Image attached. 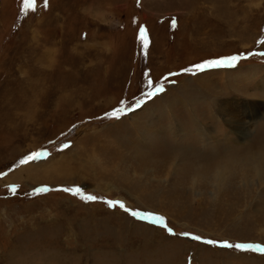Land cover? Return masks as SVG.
Returning <instances> with one entry per match:
<instances>
[{
	"label": "rangeland",
	"instance_id": "374dc122",
	"mask_svg": "<svg viewBox=\"0 0 264 264\" xmlns=\"http://www.w3.org/2000/svg\"><path fill=\"white\" fill-rule=\"evenodd\" d=\"M23 2L0 0V264H264L190 238L264 246V0Z\"/></svg>",
	"mask_w": 264,
	"mask_h": 264
},
{
	"label": "snow or ice",
	"instance_id": "6c2138e0",
	"mask_svg": "<svg viewBox=\"0 0 264 264\" xmlns=\"http://www.w3.org/2000/svg\"><path fill=\"white\" fill-rule=\"evenodd\" d=\"M35 7V0H24L22 11L27 12L29 10H34ZM173 27H175V20H173ZM139 42L141 44L142 51H146L149 47V38L144 28L140 29L139 35H138ZM264 43V41H262ZM260 55H264V53H261ZM248 58L244 55H233L230 57L225 58H219L215 59L210 62H203L197 65H194L191 67V69H185V73L191 72L192 74L203 72L206 69H218V68H224V67H235L240 60ZM169 75H175V74H169ZM147 88L149 89L144 93V99H138L133 103L130 107L127 106L123 101L121 102L120 106L115 109L114 111H111L109 113L105 114L106 119H120L122 116L127 115L131 112H134L141 108L144 103L147 102L148 99H152L158 94H161L165 91V87L163 83H158L155 86H153V81L149 79L147 81ZM68 145H63V148H67ZM48 155L47 152L44 151H37L34 152L27 157L21 159L19 161L20 165L27 164L29 161H36L41 158H44ZM64 192H67L73 196L79 197L84 202H96L98 200V197L95 195H86L80 187H71V188H63L61 189ZM13 192H15V189H12ZM40 191H47V189H41ZM105 203L109 208H116L119 207L121 210L128 212L133 218H136L138 220L146 221L150 224L157 225L160 227H164L166 231L170 235H174L175 233L172 232L170 228H167L165 224V218L160 215H154L152 213H144L140 211H132L128 209L125 204L122 201H108L104 200L101 201ZM182 235L188 236V233H183ZM193 240L202 241L205 244L217 246V247H223V248H235L238 251H255V252H261L264 253V246H257L253 244H244V243H236L233 244L228 241H213L211 239L208 240H202L200 236L193 235L190 237Z\"/></svg>",
	"mask_w": 264,
	"mask_h": 264
},
{
	"label": "bare ground",
	"instance_id": "6f19581e",
	"mask_svg": "<svg viewBox=\"0 0 264 264\" xmlns=\"http://www.w3.org/2000/svg\"><path fill=\"white\" fill-rule=\"evenodd\" d=\"M226 107V106H225ZM222 110V109H221ZM225 111V110H224ZM223 111V112H224ZM225 113V112H224ZM233 115H234V113H233ZM226 116V115H225ZM235 116V115H234ZM231 117V116H230ZM233 117V116H232ZM227 123H228V127H231V128H233V129H236L235 131H236V133H238V134H245V132H246V130H244L243 129V127L242 126H244V123H241L240 121H238L237 120V118H232L230 121H227ZM203 132V131H202ZM204 134V133H203ZM202 137H204V136H202ZM244 137V136H243ZM203 139V138H202ZM232 157V156H231ZM236 157V156H235ZM235 159V158H234ZM237 159H238V157H237ZM241 159V158H240ZM255 159V158H254ZM264 160V159H263ZM262 160V161H263ZM225 162H231V160H229V159H227V160H225ZM249 162V161H248ZM235 163H237V162H235ZM242 163V162H241ZM244 163V162H243ZM243 163H242V165H243ZM249 165V164H248ZM261 165H263V164H261ZM39 166H41V165H39ZM208 166V165H207ZM232 166V165H231ZM239 166H241V164H240V162H239ZM244 166V165H243ZM250 166V165H249ZM248 166V167H249ZM210 167V166H209ZM226 167V166H225ZM254 167V166H253ZM252 167V168H253ZM31 168V167H30ZM262 168H264V167H262ZM27 169V168H26ZM25 169V170H26ZM210 169V168H209ZM227 169V168H226ZM242 169H243V167H242ZM259 169V168H258ZM261 169V168H260ZM215 170V169H214ZM221 170V169H220ZM256 170V169H255ZM227 171H228V169H227ZM230 171V170H229ZM247 171V170H246ZM66 172V171H65ZM230 172H232V171H230ZM248 172V171H247ZM246 173V172H245ZM244 173V174H245ZM247 174V173H246ZM19 175V174H18ZM230 175V174H229ZM245 176V175H244ZM14 177V176H13ZM263 177V176H262ZM17 178V177H16ZM214 178H215V180L217 181V183H221L222 182V174L220 173V172H216V174H215V176H214ZM226 180V179H225Z\"/></svg>",
	"mask_w": 264,
	"mask_h": 264
}]
</instances>
